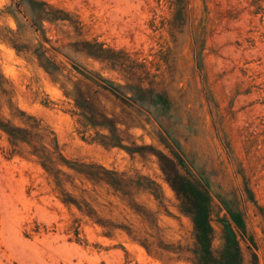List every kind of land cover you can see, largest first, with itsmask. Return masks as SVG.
<instances>
[{
  "label": "rangeland",
  "instance_id": "374dc122",
  "mask_svg": "<svg viewBox=\"0 0 264 264\" xmlns=\"http://www.w3.org/2000/svg\"><path fill=\"white\" fill-rule=\"evenodd\" d=\"M0 264H264V0H0Z\"/></svg>",
  "mask_w": 264,
  "mask_h": 264
}]
</instances>
